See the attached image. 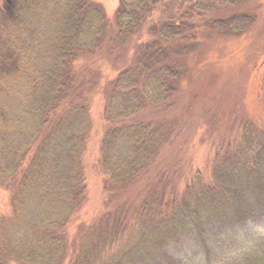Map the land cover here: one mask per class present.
I'll return each instance as SVG.
<instances>
[{"label":"trees","instance_id":"16d2710c","mask_svg":"<svg viewBox=\"0 0 264 264\" xmlns=\"http://www.w3.org/2000/svg\"><path fill=\"white\" fill-rule=\"evenodd\" d=\"M173 1L177 0H119L114 13L113 48L124 50L131 39H141L131 61L107 84L104 120L108 126L100 141V165L108 178L107 189L115 196L139 181L160 147L174 136L175 125L161 119L141 121L137 115L146 104L170 103L177 95L187 73L185 57L201 48L199 40L194 41L200 25L192 18H201V28L209 36L231 40L245 35L255 22L248 9L237 8L248 0H184L189 3L186 10L180 2L166 19L148 22L159 6ZM106 30L103 10L93 0L3 2L0 71L21 73L25 69L29 81L17 126L6 121L0 130L4 187L29 182L27 187L41 199L58 198L75 205L84 200L85 187L76 161L87 125L89 87L73 67L82 54L99 49ZM94 85L98 86L93 78L90 86ZM258 91L264 105V85ZM241 132L232 150L225 148L216 155L226 175L218 172L214 184L204 192H187L180 203L167 209L173 198L166 201L163 195L152 196L136 207L133 220L141 231L140 239L119 263L111 264H152L157 258L173 261L167 253L153 250H162L184 233L198 232L203 243L204 239L211 242L208 234L216 231L211 228L235 226L253 218V206L264 200V130L256 131L252 122L243 120ZM63 218L48 221L42 230L48 240L22 254L19 261L25 263L21 264H62L67 251V236L61 231L67 216ZM113 220L116 224L110 225V231L102 229L99 239L121 225L118 210ZM207 227L212 234L206 233ZM37 231L41 232L39 225ZM9 253L0 246V264H10ZM85 259L80 255L81 263ZM235 264H264V248L244 253Z\"/></svg>","mask_w":264,"mask_h":264},{"label":"rangeland","instance_id":"374dc122","mask_svg":"<svg viewBox=\"0 0 264 264\" xmlns=\"http://www.w3.org/2000/svg\"><path fill=\"white\" fill-rule=\"evenodd\" d=\"M4 1L0 0V7ZM93 1L103 10L107 30L99 49L82 54L73 67L85 87H89L85 96L87 125L76 161L85 187L84 200L75 205L58 198L41 199L27 187L29 182L18 184L17 188L4 187L0 178V246L10 252V264L25 263L19 261L22 254L34 249L39 241L48 240L42 234L48 221L64 219L65 215L61 231L67 236V251L64 249L62 264L119 263L140 239L141 231L133 220L140 203L163 195L166 201L173 198L171 204L167 202V209L180 203L187 192H204L214 184L218 172L226 175L219 168L222 163L216 160L220 157L216 155L225 148L233 149L242 135V121L252 122L256 131L264 130V105L258 91L264 85V0L240 3L237 8L248 9L255 22L245 35L232 40L209 36L201 28V18L194 16L192 20L200 25L194 41L199 40L201 48L185 57L187 73L177 95L170 103L146 104L137 115L141 121L161 119L175 125L174 136L160 147L139 181L124 194L115 196L107 189L108 178L100 165V141L108 126L104 120L107 84L131 61L134 47L141 39H131L124 50L113 48L111 39L116 31L113 18L119 0ZM180 2H184L181 9L186 10L189 3L173 1L174 4L159 6L148 22L166 19L178 10ZM27 78L25 69L21 73L0 71V130L6 121L13 128L17 126L16 119L28 93ZM93 78L98 86H90ZM117 210L121 225L110 236L99 239L102 229L110 231V225L116 224L112 222ZM253 210L251 220L211 228L216 230L215 235L208 234L207 239L218 246L205 239L203 243L198 232L184 233L162 250H153L167 253L173 261L157 258L158 262L152 264H235L244 253L264 248V200L255 204ZM38 225L41 232L37 231ZM209 227L206 233L212 234V230L207 231ZM80 255L86 258L82 263Z\"/></svg>","mask_w":264,"mask_h":264}]
</instances>
